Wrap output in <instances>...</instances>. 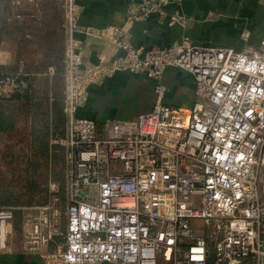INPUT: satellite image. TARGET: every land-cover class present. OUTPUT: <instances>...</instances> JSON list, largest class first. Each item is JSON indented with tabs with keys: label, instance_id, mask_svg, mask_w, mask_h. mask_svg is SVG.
<instances>
[{
	"label": "built area",
	"instance_id": "2783aa9c",
	"mask_svg": "<svg viewBox=\"0 0 264 264\" xmlns=\"http://www.w3.org/2000/svg\"><path fill=\"white\" fill-rule=\"evenodd\" d=\"M23 1L35 2L12 5ZM139 2L132 21L163 16L165 0ZM63 7L66 136L55 142L66 149L64 243L46 251L54 232L41 207L23 249L46 264H264V40L251 54L185 40L146 51L116 29L85 31L119 51L85 64L75 37L78 0ZM167 70L193 76L188 110L164 103ZM123 71L152 83L151 111L101 127L78 118L89 87ZM28 88L25 74H0V95L24 96ZM51 191L58 193L55 185ZM12 218L0 209V248Z\"/></svg>",
	"mask_w": 264,
	"mask_h": 264
},
{
	"label": "crops",
	"instance_id": "0c3cea01",
	"mask_svg": "<svg viewBox=\"0 0 264 264\" xmlns=\"http://www.w3.org/2000/svg\"><path fill=\"white\" fill-rule=\"evenodd\" d=\"M63 1L35 0L34 5L24 2L19 16L20 37L26 42L24 45L32 46L35 41L43 47L55 44V33H61ZM165 1L163 16L151 15L144 20L132 21L141 12L139 0H78L81 9L79 32L75 37L81 42L80 53L84 63L95 64L100 56L110 60L119 54L112 40L85 33L105 29L120 31L123 40L146 51L184 40L193 47L226 48L244 54L256 52L261 47L264 40V0ZM11 16L12 21L15 13ZM171 18H175V22L169 26ZM6 39H13L12 32ZM9 47V43L1 47L0 64L12 61L13 52ZM39 76L51 79L53 71L48 69L47 73ZM163 83L166 87L165 104L183 110L192 107L195 80L191 74L167 70ZM37 98V104L43 105L42 111L49 113V121H52V96L44 103L39 96ZM154 100L152 83L146 77L127 71L116 72L101 84L89 87L87 101L77 109L76 116L90 119L101 127L108 122L129 121L139 114L150 112ZM39 108L34 112H40ZM13 250L0 252V264H44L38 254Z\"/></svg>",
	"mask_w": 264,
	"mask_h": 264
},
{
	"label": "rangeland",
	"instance_id": "374dc122",
	"mask_svg": "<svg viewBox=\"0 0 264 264\" xmlns=\"http://www.w3.org/2000/svg\"><path fill=\"white\" fill-rule=\"evenodd\" d=\"M24 2L26 1H23V4ZM22 6H13L12 0H0V22L1 27L4 28L0 49L4 44L9 43V48L13 52L10 63L0 64V67L3 68H8V65H10L12 69L10 71L0 69V71L3 73L21 72L24 74L25 72L23 71L25 69H30V73L39 83L42 80V76H39L42 65L48 63L51 59L60 60L62 44L59 41V35L55 33V44L47 48L50 52H45L44 49L46 48L38 45L39 42L37 44L36 41L32 46H25L26 42L24 40L21 41L20 37L21 25L12 28L5 23L7 16L13 13H20ZM11 28L13 29V39L7 41L6 36ZM12 96L0 95V112H10L17 109L21 113L19 110L22 103ZM40 97L43 98L42 95ZM33 128H39V123L29 124V121L25 118H17L10 132L0 133V196H11L14 199L13 201L17 203L13 207L0 205V209H9L13 214L8 234L5 238V245L0 248V252L13 249V252H26L23 249L25 237L30 231V225L34 218L39 217L41 207H48L47 215L54 232V236L46 251L52 252L64 242L66 226L65 201L62 195L60 196L58 193L55 195L51 191L54 185L57 187V192L62 187V161L60 157L56 161L54 158L51 159V153L44 155V152L40 150L42 148L39 144L32 140L31 131ZM55 141H52L49 137L48 148H50V152L53 151V146L56 144ZM55 197H58L57 201L54 200ZM260 199L264 203L263 187L260 188ZM193 224L200 227L199 229L202 228V224L199 221H195ZM203 229L207 235L209 227L206 226ZM38 255L41 257L40 254ZM41 260L46 264L43 259ZM245 263L255 264L252 260H248Z\"/></svg>",
	"mask_w": 264,
	"mask_h": 264
},
{
	"label": "trees",
	"instance_id": "16d2710c",
	"mask_svg": "<svg viewBox=\"0 0 264 264\" xmlns=\"http://www.w3.org/2000/svg\"><path fill=\"white\" fill-rule=\"evenodd\" d=\"M34 4L35 2L33 3V5ZM63 4H62L63 21L61 22L60 25L61 33H59V41L62 44V54L60 60L51 59L49 61L48 59L49 62L44 63L40 69L41 75L47 73L48 69H52L53 76L51 79L49 78L45 79L42 77V80L38 83L33 77L32 73H30V69H25V71H23L25 72L24 74L26 75V80L29 83L28 91L24 96H17V95L12 96L22 103V106L19 110L21 111V113H19L17 109L15 111H10V112L7 111L0 112V133L10 132L13 129L17 118H25L27 121H29V124L39 123V128L37 129L33 128V130L31 131V137L32 140L38 143L39 146L42 148L40 150L44 152V155H48L49 153H51L50 158L51 159L54 158L55 161L57 160L58 157H60V160L62 161V165H63V184L60 191H58V194H60V196L62 195V198L64 199L66 206V170H67L66 149L56 142H55L56 143L55 146H53L52 152H50V148H48L49 137L52 139V141H55L59 139H64L66 136V115L64 109V65H63V54H64V46H65V27H64ZM22 7L21 10L24 9ZM21 12L15 13V19L12 21H11L12 14H10V16H7V18L5 19V23L12 28L14 26L17 27V25H21L20 24L21 20L19 19V17H17V16H21ZM12 28L9 29L8 31L12 32L13 31ZM3 30L4 28L1 27V22H0V44L2 43V36L4 33ZM25 46H29V45H25ZM43 48H46L44 49L45 52H50L47 49L49 48V46ZM8 66H9L8 68L0 67V69H5L10 71L12 67H10V65ZM0 74L11 75L15 73L14 72L3 73L0 71ZM40 95H42L43 98H41ZM50 95L52 96V100H53L51 106L52 121H49L50 119L49 113H44L42 111L43 105L37 104L38 96L41 98L42 102L44 103V101H46ZM37 108H39V110L41 111L34 112V110H36ZM13 200L14 199L8 195L0 196V205L13 207L17 205V203L14 202ZM248 260L251 259H247L246 261Z\"/></svg>",
	"mask_w": 264,
	"mask_h": 264
},
{
	"label": "bare ground",
	"instance_id": "6f19581e",
	"mask_svg": "<svg viewBox=\"0 0 264 264\" xmlns=\"http://www.w3.org/2000/svg\"><path fill=\"white\" fill-rule=\"evenodd\" d=\"M2 241H4V239H2ZM3 243V242H2Z\"/></svg>",
	"mask_w": 264,
	"mask_h": 264
}]
</instances>
